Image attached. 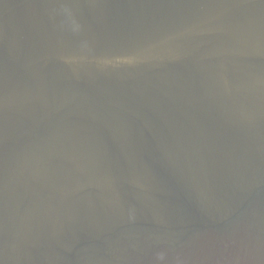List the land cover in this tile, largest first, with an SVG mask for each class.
<instances>
[{"label": "water", "instance_id": "water-1", "mask_svg": "<svg viewBox=\"0 0 264 264\" xmlns=\"http://www.w3.org/2000/svg\"><path fill=\"white\" fill-rule=\"evenodd\" d=\"M0 264H264V0H0Z\"/></svg>", "mask_w": 264, "mask_h": 264}]
</instances>
